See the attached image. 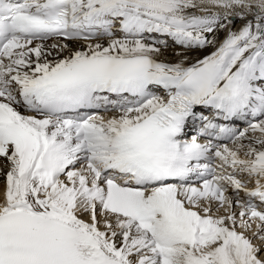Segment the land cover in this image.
I'll list each match as a JSON object with an SVG mask.
<instances>
[{
	"label": "snow or ice",
	"instance_id": "obj_1",
	"mask_svg": "<svg viewBox=\"0 0 264 264\" xmlns=\"http://www.w3.org/2000/svg\"><path fill=\"white\" fill-rule=\"evenodd\" d=\"M0 180V264H264V0H0Z\"/></svg>",
	"mask_w": 264,
	"mask_h": 264
},
{
	"label": "bare ground",
	"instance_id": "obj_2",
	"mask_svg": "<svg viewBox=\"0 0 264 264\" xmlns=\"http://www.w3.org/2000/svg\"><path fill=\"white\" fill-rule=\"evenodd\" d=\"M239 25H237V27H238ZM209 51H211V49L209 50ZM0 183H1V185H2V180H0Z\"/></svg>",
	"mask_w": 264,
	"mask_h": 264
},
{
	"label": "rangeland",
	"instance_id": "obj_3",
	"mask_svg": "<svg viewBox=\"0 0 264 264\" xmlns=\"http://www.w3.org/2000/svg\"><path fill=\"white\" fill-rule=\"evenodd\" d=\"M0 185H1V183H0Z\"/></svg>",
	"mask_w": 264,
	"mask_h": 264
}]
</instances>
